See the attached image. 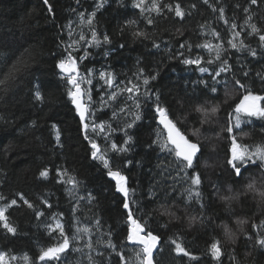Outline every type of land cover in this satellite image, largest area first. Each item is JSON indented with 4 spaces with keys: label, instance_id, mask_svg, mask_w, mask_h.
I'll return each mask as SVG.
<instances>
[{
    "label": "trees",
    "instance_id": "trees-1",
    "mask_svg": "<svg viewBox=\"0 0 264 264\" xmlns=\"http://www.w3.org/2000/svg\"><path fill=\"white\" fill-rule=\"evenodd\" d=\"M136 2L0 0V210L16 228L13 235L0 226V253L7 264H129L130 251L137 250L127 240L129 211L142 224L147 221V229L160 238L154 264H264V246L257 243L264 239V204L258 194L264 189V171L257 162L237 178L227 164L231 138L223 131L228 113L243 95L250 91L264 96V45L259 40L264 34V0L256 4L251 0H155L161 6L159 13L149 11L153 0H145L143 12L134 6ZM177 4L185 13L183 19L175 16ZM147 18L154 23L149 25ZM250 25L259 32L253 33ZM93 30L99 45L85 42L92 41ZM136 31L144 32L146 38L136 37ZM105 35L109 43H104ZM229 40L238 45L242 40L246 47L232 49ZM205 43L223 49L231 71L220 79L227 76L230 98L223 86L212 94L200 83L211 84L209 73L221 66L220 61L207 63L214 53L197 47ZM249 49L257 55H250ZM85 52L88 55L83 58ZM69 53L77 61L80 76L89 70L94 73L87 77L92 83L82 86L89 109L84 134L68 96L73 90L68 76L57 67ZM196 58L203 61L200 66L182 62ZM199 67L209 72L201 73ZM100 72L112 74V87L100 79ZM237 79L244 89L236 85ZM136 85L138 93L124 91ZM37 92L41 100L36 99ZM113 92L114 100L109 99ZM157 97L185 135L201 146L200 202L195 197L186 200L191 180L179 170L174 153L161 151L159 136L165 135L157 124ZM216 104L221 105L218 112L202 123L204 116L196 108ZM242 119L249 122L234 129L238 143L253 148L264 145V118ZM128 123L133 127L127 128ZM93 125H103L104 130H93ZM128 136L132 139L125 144ZM92 142L99 149L96 159ZM113 143L127 151L113 150ZM100 155L108 159L109 168ZM44 169L49 172L46 179L39 176ZM109 170L126 178L129 209L123 207L125 196L117 191ZM253 181L255 192L247 189ZM225 196L236 197L230 207L221 199ZM25 200L34 207L29 208ZM162 204L174 215L161 216L157 209ZM37 213L43 215L37 218ZM237 220L247 223L240 225ZM57 224L63 227V236ZM78 225L90 229L87 241L80 243L75 235ZM225 225L231 238L225 235ZM65 237L69 247L58 259H39L43 250L62 244ZM173 240L189 256L177 255ZM217 240L222 254L213 259L210 246ZM109 242L114 248L108 247Z\"/></svg>",
    "mask_w": 264,
    "mask_h": 264
},
{
    "label": "snow or ice",
    "instance_id": "snow-or-ice-1",
    "mask_svg": "<svg viewBox=\"0 0 264 264\" xmlns=\"http://www.w3.org/2000/svg\"><path fill=\"white\" fill-rule=\"evenodd\" d=\"M45 3H47V0H45ZM145 3V0H137L136 3H134V6L137 8H140V10L143 12L144 8L142 7ZM252 4H256L257 0H251ZM166 7L169 8L171 11L172 8L170 5H167ZM51 11V9H49ZM156 11L159 13L161 11V6L153 0L152 7L149 9V11ZM247 12L248 10L245 9ZM221 17H223V9H220ZM185 13L182 11L181 6L177 4L175 6V16L179 17L181 19L184 18ZM251 19V17H249ZM88 23L91 24L92 20L89 19ZM129 24H134L135 21H129ZM147 23L149 25H152L154 23V20L152 18H147ZM251 30L253 33L259 32V29L256 27V25H250ZM134 35L136 37H145L146 34L141 31L134 32ZM213 35H217L216 33H213ZM239 33L235 34V37H239ZM234 37V39H235ZM80 40L84 41L85 37L83 35L80 36ZM259 40L262 42V45H264V34L259 35ZM104 43H109L110 39L107 35L103 37ZM86 43L91 44L94 42L96 45H99L101 42L97 39V33L93 30L92 31V41H85ZM232 49H235L237 51L244 49L246 47L244 41H240L239 45L237 43H234L233 40H229L227 42ZM123 47V45H121ZM155 47H159V45H154ZM181 47H185V45H181ZM197 47H204L209 49L210 52L214 53V57L212 59H208V64H213L215 61H220L221 66L218 68V70H214V72L209 73L211 77V84L208 83V81L201 80L200 83L204 85L208 91H210L212 94H217L219 91V86H223L224 88V94L226 97L231 96V94L228 91V83H227V76L223 79H220L222 73H228L231 71L230 67L228 66L227 59H224L222 57V47L220 45L213 46L210 43H205L203 45H197ZM250 55L255 57L257 55L256 50L249 49ZM88 55L87 52H85V56L83 58H86ZM183 55V53H181ZM185 65H197L200 66L202 64L201 58L196 59H184L182 61ZM57 67L60 69L61 72L67 74L68 79L67 82L69 85L72 86V89L69 90L68 96L71 99L73 105L75 106L77 113L80 117L81 124L83 125L84 129L87 130L89 128V124L86 123V115L88 114V107L83 102V96L86 94L85 91L81 88V83H87L91 84L92 80L88 79L87 77H92L94 75L92 70H89L86 74V77H79L78 67H77V61L72 56L71 53L68 54L67 58L61 59L57 65ZM199 71L201 73L209 72V69L205 67H199ZM247 75V73H245ZM100 79L104 80L105 83L112 87L113 85V78L111 73H105L100 72L99 73ZM152 79H155V77H151ZM2 83V81H0ZM131 83V82H129ZM143 83L147 85L149 83V80L145 78L143 80ZM236 85L244 89L246 86L241 83L240 80H236ZM124 91H127L129 93H133L134 91L138 93L139 86L136 85L134 87L126 88ZM116 93L113 92L109 99L114 100L116 98ZM131 98V97H130ZM36 99L41 100L42 97L39 92L36 93ZM89 100H91V96H89ZM264 101V96H258L254 95L252 92H247L246 95H243V97L239 100L237 104H235V107L228 113L229 115V123L226 129H223V131H226L231 138V146L229 148L230 156L227 160V164L234 172L235 176L237 178H241L245 171L249 169L250 165H256L257 162H259V167L262 171H264V145H256L254 148L245 146L243 144L238 143L237 137L233 134L234 129H241L243 124L248 123L249 121L242 119V117H259L264 118V105H262L260 102ZM136 107L139 108L140 104L136 103ZM221 105L216 104L215 106H212L210 109L204 108V107H197L196 112L201 113L204 116V120L202 123L208 122L209 115H215L218 110L220 109ZM155 111L157 113V123L162 125L164 132L166 133V140L163 143H160L161 151L167 150L169 154L175 155L179 170L185 173V177L189 178L191 180L192 187L185 190V198L187 201L191 202L193 200V197H195L196 202H200L202 200V192L199 190V186L202 183L201 176L199 174L197 165L199 163L200 155H202L201 146L191 141L185 133L177 126V124L173 121V119L170 118L169 111L162 107L159 103V97H157L156 102V108ZM136 119L139 120L140 116L139 114L136 115ZM55 127V126H53ZM133 123H128L127 128H132ZM96 128H99L100 131L104 130L103 125H93V130ZM127 135V133H125ZM57 140L59 141V133H57ZM85 138L87 139L88 136L85 135ZM132 139L131 136H128V139L125 140V144L128 143ZM91 147L94 149L92 152V156L94 159L98 157V146L95 142L91 143ZM113 150H119V151H127L126 148L119 147L117 144H112ZM99 159L103 161L104 167L109 168V161L106 159L103 155L99 156ZM188 170H192L191 173H189ZM49 175V172L47 169L41 170L39 173L40 178L46 179ZM60 175V173H58ZM108 175L116 180L117 182V191L121 192L125 196V201L123 204V207L125 209H129V201L127 199L128 196V189L125 186L126 185V178L119 172V171H112L109 170ZM247 189L249 191H256V185L255 181L249 183L247 185ZM259 196L261 198V203L264 204V189L259 191ZM3 197H0L2 199ZM23 199V197H21ZM226 205L230 207V203L233 199H236L234 196H225L221 198ZM16 201L13 200L12 204H15ZM24 203L29 207L33 208L34 205L30 203L29 201L25 200ZM201 207H203V204H201ZM159 211V214L161 216H172L174 213L170 212L169 206L167 204H162L157 209ZM40 215H43V213H37V218H39ZM128 221H129V230H128V236L127 240L130 244H136L142 246L139 251L136 252V259L139 261V264H153V251L156 249L157 244L159 242V236L153 234L151 230L147 229V221H145L143 224L139 222L138 219L133 218V214L131 211L128 213ZM238 224L243 225L247 223L245 220H237ZM99 223V222H98ZM0 226H2L4 229L7 230L10 234L16 233V228L14 226H11L7 222V218L5 217L4 211L0 210ZM51 227V226H49ZM57 228L60 229L61 235H64L63 227L60 224L56 225ZM253 227H256V225H253ZM242 230V229H241ZM80 231V230H78ZM83 231L86 233L89 231L88 228H84ZM225 235H227L229 238L232 237L231 230L225 225L224 227ZM172 243L175 245V252L177 255H184L189 256L188 251L180 244L177 243L175 240L172 241ZM257 243L264 246V239L258 240ZM89 249H91V244L87 245ZM69 247V239L67 237L64 238L63 243L59 244L56 247H50L46 250H43L39 259L41 261H44L46 259H58L59 254L63 253L66 249ZM108 247L114 248V245L109 242ZM210 252L213 257V259H218L222 252L220 247V241L217 240L216 242H213L210 246ZM99 254V253H98ZM11 259H16V257H12ZM25 259H27L25 257ZM124 257L121 256V261H124ZM0 264H7L6 262V256L4 253H0Z\"/></svg>",
    "mask_w": 264,
    "mask_h": 264
},
{
    "label": "rangeland",
    "instance_id": "rangeland-1",
    "mask_svg": "<svg viewBox=\"0 0 264 264\" xmlns=\"http://www.w3.org/2000/svg\"><path fill=\"white\" fill-rule=\"evenodd\" d=\"M79 77H86V75H84V76H80L79 75ZM84 83H81V88H82V86H84L83 85ZM83 89V88H82ZM84 90V89H83ZM85 91V90H84ZM85 96V95H84ZM166 139H165V137L162 135V136H159V143H163L164 141H165ZM115 180V179H114ZM115 182H116V180H115ZM117 183V182H116ZM121 193V192H120ZM122 195H124L123 193H121ZM83 229L84 228H82L81 226H76V229H75V235L79 238V240H80V243H81V240H85V241H87L88 240V238L90 237V234H91V232H90V229H89V231L88 232H84L83 231ZM78 230H80V231H78ZM133 246H135V247H137V250L136 251H134V250H131L130 251V256H129V264H139V261L136 259V252L137 251H139L140 250V247H138V246H136L135 244H132ZM83 247V246H82ZM81 247V248H82ZM61 254V253H60ZM8 260L6 259V262H7Z\"/></svg>",
    "mask_w": 264,
    "mask_h": 264
},
{
    "label": "water",
    "instance_id": "water-1",
    "mask_svg": "<svg viewBox=\"0 0 264 264\" xmlns=\"http://www.w3.org/2000/svg\"><path fill=\"white\" fill-rule=\"evenodd\" d=\"M65 74V73H64ZM67 75V74H66ZM74 90V89H73ZM83 102H84V96H83ZM85 104V103H84ZM86 105V104H85ZM74 106V105H73ZM74 108H75V106H74ZM75 110H76V108H75ZM76 115H77V117H78V119H79V121H80V117H79V115H78V113H77V110H76ZM156 116H157V113H156ZM157 120H158V117H157ZM86 121H87V115H86ZM85 121V122H86ZM80 124H81V121H80ZM158 124V123H157ZM159 125V127L163 130V132H164V129H163V127H162V125H160V124H158ZM81 126H82V133L84 134L85 133V129H84V127H83V125L81 124ZM164 135H165V139H166V133L164 132ZM136 245V244H135ZM136 246H138V247H142V246H140V245H136ZM157 248V247H156ZM155 251H156V249H154V251H153V256H154V253H155ZM154 264V263H153Z\"/></svg>",
    "mask_w": 264,
    "mask_h": 264
}]
</instances>
